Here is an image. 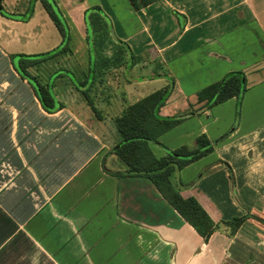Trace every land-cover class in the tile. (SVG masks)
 Wrapping results in <instances>:
<instances>
[{"label": "crops", "instance_id": "obj_1", "mask_svg": "<svg viewBox=\"0 0 264 264\" xmlns=\"http://www.w3.org/2000/svg\"><path fill=\"white\" fill-rule=\"evenodd\" d=\"M59 4L73 26V52L32 68L52 81L64 105L54 112L10 54L52 49L62 41L59 29L40 0L28 21L0 13V264H264V0H159L139 10L129 0ZM93 6L110 20L112 42L127 49L125 63L92 87L101 117L68 75L53 76L60 67L85 76V10ZM235 70L248 85L240 117L213 151L179 172L190 183L182 195L197 198L215 222L247 216L234 230L221 223L205 241L149 177L113 173L126 169L115 153L122 140L115 118L171 79L160 113H195L205 103L199 92ZM236 100L185 118L160 141L175 149L195 147L202 134L216 139Z\"/></svg>", "mask_w": 264, "mask_h": 264}, {"label": "trees", "instance_id": "obj_2", "mask_svg": "<svg viewBox=\"0 0 264 264\" xmlns=\"http://www.w3.org/2000/svg\"><path fill=\"white\" fill-rule=\"evenodd\" d=\"M37 1L39 0H25L12 11L2 4L0 13L8 18L28 21L35 13ZM40 1L59 29L62 35L61 43L43 52L11 53L10 58L19 75L33 86L42 107L49 112H54L64 105L56 98L52 81L43 82L38 75L32 72V68L40 67L44 62L58 55L72 53L74 32L69 18L65 15L63 8L59 4V0ZM129 1L134 9L139 10L159 0ZM85 21L88 25L86 38L89 46V64L85 76L80 78L67 67H60L54 72L53 76L68 75L97 116L101 117V110L95 105L91 94L92 87L103 77L109 68L119 67L125 63L127 49L125 48V41L117 39L121 44H114L112 42L114 34L111 22L100 6L86 9ZM105 46H114L115 52L111 54L102 52ZM173 87L174 80L171 79L166 86L127 105L116 116L115 123L122 136V140L116 147L115 153L126 164V169L123 171H113V173L117 176L143 175L149 177L168 202L187 222L193 225L205 241H208L213 232L220 227L221 223L231 225L234 230L240 226L247 216L234 217L229 221L215 222L197 198L194 196L184 197L182 195V189L184 186H189L190 183L185 184L180 179V170L191 162L210 153L214 149V146L213 141L206 134H202L197 138V147L193 149L187 146L170 149L160 141L159 137L162 133L180 123L186 116L194 113V111H191L186 114L173 116H164L160 113L161 108L166 104L171 95ZM247 88V76L243 70L228 72L220 80L204 87L199 92V97L201 100H205V103L198 110L201 112L232 97H236L240 105ZM237 111H240L239 106ZM226 135L221 136L220 139ZM151 143L162 146L166 154L160 157L156 156L151 148ZM224 164L227 166L234 181L231 166L227 162H224ZM259 219L264 222V219Z\"/></svg>", "mask_w": 264, "mask_h": 264}, {"label": "rangeland", "instance_id": "obj_3", "mask_svg": "<svg viewBox=\"0 0 264 264\" xmlns=\"http://www.w3.org/2000/svg\"><path fill=\"white\" fill-rule=\"evenodd\" d=\"M3 1V0H2ZM2 1H1V3H2ZM23 2V0H7L6 2H5V7L7 8V9H9V10H15L16 8H17V6H19L21 3ZM14 4H16V5H14ZM102 52H104V53H108V54H111V53H114L115 52V50H114V46H105L103 49H102ZM151 67H153L152 65H151ZM226 101V100H225ZM224 102V101H223ZM220 104V103H219ZM217 105V104H216ZM238 106H239V109H240V106H241V103H240V105H239V101H237L236 100V102H235V111H234V113H233V115H232V117L228 120L229 122L227 123V125H228V129H227V131L226 132H224V133H222L219 137H217L216 139H214V140H212L213 142V146L215 147V144H216V142L217 143H219V142H221L222 140H223V138H225L229 133H230V131L232 130V128H233V125H234V123H232V122H235V121H232L231 122V120H233V119H238L239 117H240V111H237L238 110ZM213 107H215V105L214 106H212L211 108L213 109ZM200 110H196V112L195 113H192V114H190V115H188V116H186L185 118H187V117H193V116H198L199 114H201L202 112H199ZM229 117V116H228ZM185 118H183L182 120H184ZM181 120V121H182ZM231 122V123H230ZM233 124V125H232ZM177 125V124H176ZM186 125H188V124H186ZM175 126V125H174ZM190 126V125H189ZM225 134H227L225 137H223V138H221L220 139V137L221 136H223V135H225ZM167 146V145H166ZM182 146H187L188 148H191V149H193V148H196L197 147V143L195 144V147H189L188 145H182ZM214 150V149H213ZM212 150V151H213ZM208 154V153H207ZM201 173L199 172L198 173V175H197V177L200 175ZM196 177V178H197Z\"/></svg>", "mask_w": 264, "mask_h": 264}, {"label": "water", "instance_id": "obj_4", "mask_svg": "<svg viewBox=\"0 0 264 264\" xmlns=\"http://www.w3.org/2000/svg\"><path fill=\"white\" fill-rule=\"evenodd\" d=\"M1 1H2V0H0V7H1V5H2Z\"/></svg>", "mask_w": 264, "mask_h": 264}]
</instances>
